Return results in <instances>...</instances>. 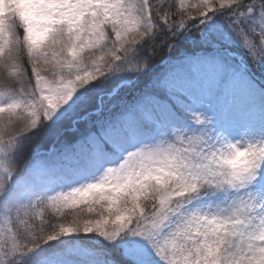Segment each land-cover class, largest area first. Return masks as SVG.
Here are the masks:
<instances>
[{"label": "snow or ice", "instance_id": "snow-or-ice-1", "mask_svg": "<svg viewBox=\"0 0 264 264\" xmlns=\"http://www.w3.org/2000/svg\"><path fill=\"white\" fill-rule=\"evenodd\" d=\"M0 264H264V0H0Z\"/></svg>", "mask_w": 264, "mask_h": 264}, {"label": "trees", "instance_id": "trees-1", "mask_svg": "<svg viewBox=\"0 0 264 264\" xmlns=\"http://www.w3.org/2000/svg\"><path fill=\"white\" fill-rule=\"evenodd\" d=\"M162 55H163V52H161V56H162ZM40 135H42V134H40ZM27 143H28V144H32L33 141H32V140H29V141H27ZM50 143H51V141L48 140V139H45V140L43 141V145H44L45 148H47V147L49 146ZM47 219L54 221V217H51V216L47 217Z\"/></svg>", "mask_w": 264, "mask_h": 264}]
</instances>
